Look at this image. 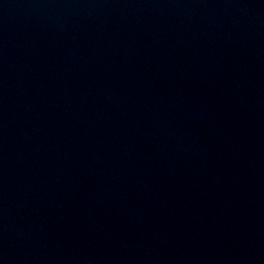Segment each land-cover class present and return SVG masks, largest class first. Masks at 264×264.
Wrapping results in <instances>:
<instances>
[{
    "label": "water",
    "instance_id": "95a60500",
    "mask_svg": "<svg viewBox=\"0 0 264 264\" xmlns=\"http://www.w3.org/2000/svg\"><path fill=\"white\" fill-rule=\"evenodd\" d=\"M0 264H264V0H0Z\"/></svg>",
    "mask_w": 264,
    "mask_h": 264
}]
</instances>
